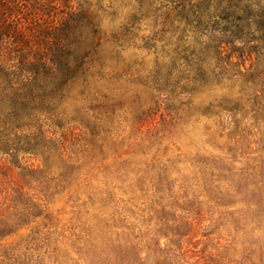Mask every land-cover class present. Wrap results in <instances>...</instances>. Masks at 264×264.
<instances>
[{"label": "trees", "instance_id": "trees-1", "mask_svg": "<svg viewBox=\"0 0 264 264\" xmlns=\"http://www.w3.org/2000/svg\"><path fill=\"white\" fill-rule=\"evenodd\" d=\"M252 22L259 26L256 31L237 35L226 30L217 33L220 39L211 52L200 48L194 54L197 79L187 81L192 88L181 87L180 94L190 96L196 88L217 84L218 79H204L205 68L209 67L206 60L212 58L216 61L209 72L212 78L225 76L234 83L252 85L254 91L248 99L256 107L259 120H264V29L260 28V17ZM99 23L98 15L89 8H75L68 3L59 7L58 0H0V157L6 159L3 162L9 167L20 169L24 184L34 191L17 187L12 189L8 201L5 198L0 203V264L197 262L186 255L187 250L182 251V245L197 236L190 234L193 221L203 216L199 192L193 197L197 207L194 200L187 199L188 188L166 174L150 178L139 175L134 180L120 169L116 171L118 175L105 179L103 187L91 185L88 172L82 177L83 169L88 166L84 159L103 153L100 142L110 134V127L104 125H110L121 109L120 99L109 94L105 84L111 86L118 80L116 69L106 67L110 60L120 58L121 44L116 38L101 48L103 33ZM240 36L245 38L240 41L243 47L253 49L262 63L250 72L228 75L229 71L222 65L225 50L221 45H232L233 40H241ZM164 95L161 102L170 103V110L163 120L183 125L191 117L190 98H181L179 109L171 104L175 98L171 92ZM135 99L139 97L136 95ZM225 104L226 107L209 105L200 114L220 118L219 112L212 111L219 108L227 113L228 124L235 129L238 124L235 112L239 108L230 100ZM84 117L93 120L90 143L95 147L84 150L86 157L82 154L77 157L67 150L65 137L56 128L66 121L82 122ZM84 125L89 128L87 123ZM96 148L99 154H95ZM24 157L33 158L38 164L21 166ZM200 175L195 186L202 191L206 189L208 198L217 202L219 209L215 213L221 223L232 221L234 231L243 234L264 233V148L248 165L229 171L226 176L210 169L200 171ZM31 183L37 187L33 188ZM126 187L130 189L129 195ZM172 188L183 191L181 197H175ZM219 188L239 196L240 207L233 208L232 197H219ZM56 199L73 205L74 219L79 223L70 228L66 242L58 239L59 234L51 230V216L43 215L41 210L46 211ZM180 199L183 202L179 204ZM138 200H143L145 206L149 203L145 211L140 210L143 213H139L134 202ZM155 207L160 208L163 225L151 232L150 220L157 214ZM167 210L180 211L186 216L167 226L169 222L163 217ZM21 230H29V234L14 242L12 237ZM161 239L166 241L163 246ZM246 246L248 253L243 261L228 260L227 264H264V238L248 240Z\"/></svg>", "mask_w": 264, "mask_h": 264}, {"label": "rangeland", "instance_id": "rangeland-1", "mask_svg": "<svg viewBox=\"0 0 264 264\" xmlns=\"http://www.w3.org/2000/svg\"><path fill=\"white\" fill-rule=\"evenodd\" d=\"M66 3L75 8H89L98 15L99 28L103 33L101 48L107 47L116 38L121 44L120 58L110 60L106 67L116 69L118 80L111 85L113 88L105 83L107 89H111L107 92L120 99L121 109L110 125H104L110 127V134L105 141L100 142L104 147L103 153L92 159H84V162H88V168L83 169L82 177L85 178L88 172L89 183L94 187H103L105 179L118 175L116 171L120 169H123L122 174L126 173L127 177L134 180L139 175L150 178L151 175L156 177L166 174L172 181L183 183L188 188L187 199L194 200L195 206L197 201L193 197L199 192L197 197L203 216L193 221L190 236H197L183 244L182 251L187 250L186 255L197 261L196 264L243 261L248 253V240L264 238V233L243 234L234 231L232 221L231 224L221 223L215 213L219 205L208 198L206 189H197L195 184L201 177L200 171L207 172L210 169L226 176L229 171L235 172L261 154L264 143L262 146L259 143L264 141V120H259L256 107L249 100L253 87L250 83H234L232 78L225 79V76L212 78L209 72L216 61L209 58L206 60L209 67L205 68L204 79H218L217 84L213 82L212 85L196 88L190 96L180 94L179 89L192 88L187 81L197 79L194 54L200 48L211 52V47L220 39L217 33L226 30L237 35L252 33L259 27L252 22L256 17L261 18L260 28L264 29V0H58L59 7ZM244 40L242 37L241 40H233L232 45H221L225 50L222 65L229 71L228 75L239 71L250 72L262 63L260 58H256L253 49L243 47L240 41ZM155 88L161 92H155ZM240 90L243 94L238 95ZM170 92L175 97L171 103L175 108L181 109V98H190L191 117L183 125L169 124L163 120V115L170 110V103L161 102V99ZM136 95L139 100L135 99ZM229 100L239 108L235 112L238 121L235 129L228 124L227 113L219 108H212V111L219 112L220 118L200 114L205 113L209 105L221 104L226 107L225 103ZM92 124L93 120L86 117L82 122L66 121L56 128V132L65 137L68 151L77 157L81 154L86 157L84 150L95 147L90 143ZM97 151L98 148L95 154H99ZM226 157H230V160ZM3 161L6 159L0 157V203L5 198L8 201L12 189L17 187L33 193L24 184L21 170L9 167ZM22 162L21 166L38 164L37 160L29 157H24ZM229 164L232 167L229 168ZM3 166L8 169H1ZM31 185L37 187L35 183ZM125 191L129 195L130 189L126 187ZM171 191L177 198L183 192L178 188H172ZM35 192L39 193L38 190ZM217 195L232 197L233 208L240 207V197L231 190L219 188ZM134 202L139 213H143L149 204L142 205L143 200ZM182 202L180 199L179 204ZM41 210L43 215L51 216V230L65 242L70 237V228L79 225L74 219L73 205H65L61 199H56L46 211ZM154 210L157 214L150 220L151 232L163 225L160 208L155 207ZM164 213L163 217L169 222L167 226H172V221L186 216L174 210ZM163 217L161 215L164 220ZM27 234L29 230H21L12 239L16 242ZM165 243L164 239L160 240L162 246Z\"/></svg>", "mask_w": 264, "mask_h": 264}]
</instances>
